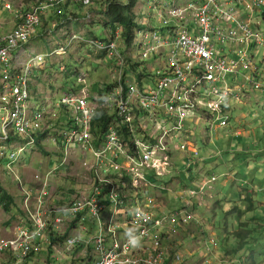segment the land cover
Instances as JSON below:
<instances>
[{"label":"built area","instance_id":"obj_1","mask_svg":"<svg viewBox=\"0 0 264 264\" xmlns=\"http://www.w3.org/2000/svg\"><path fill=\"white\" fill-rule=\"evenodd\" d=\"M94 1L36 0L18 5L15 0H0L3 8L16 9L15 27L0 37V169L5 167L15 175L24 213L13 236L0 233L2 264L4 254L9 256L7 264H26L43 245H51V233L56 238L72 220L82 223L86 218L92 223L89 238L69 237L65 243L68 250L84 249L85 257L76 258L80 264H183L181 255L170 253V241L196 217L189 205L171 213L158 204L153 206L152 194L168 190L155 181L169 175L177 162L191 168L197 161L199 152L194 139L188 137V123L203 122L208 131L216 124H229L224 109L229 98L240 101V90H233L226 79L238 82L240 73H249L252 89H263L256 58L260 49L264 52V32L257 27L261 22L254 26L252 16L259 13L264 23V0H196L172 8L169 19L162 18V27H170L165 32L137 31L136 37L143 40L139 43L143 60L155 55L159 62L165 53L168 56L167 64L157 63L154 88L134 78L147 65L136 57L132 63L136 69H131L122 53L120 29L114 34L108 29L107 41L75 33L58 35L65 22L79 21L72 15L64 20L63 5ZM51 10L56 11L58 21L44 27ZM91 19L88 14L86 24ZM40 39L52 42L49 52L26 49ZM75 44L103 55L112 66L111 80L95 90L86 74L79 75L80 90L67 92L57 103L64 114L50 116L36 105L31 77L45 68L48 59L65 55ZM100 108L107 109L112 119L96 139L94 118ZM45 139L60 150L61 162L43 175H34L33 183L24 182L16 174V164L28 146L47 144ZM16 141L26 144L12 150L3 163L5 152ZM176 151L186 155L178 159ZM76 153H81L82 167L88 170L79 174L85 188H69L61 197L50 198L52 178L59 168L79 165L72 161ZM66 174L78 180L70 173L59 175ZM183 194L192 197L196 192ZM79 228L85 231L83 224Z\"/></svg>","mask_w":264,"mask_h":264},{"label":"rangeland","instance_id":"obj_2","mask_svg":"<svg viewBox=\"0 0 264 264\" xmlns=\"http://www.w3.org/2000/svg\"><path fill=\"white\" fill-rule=\"evenodd\" d=\"M106 1L107 0H95L91 5L70 4L68 8H63L62 16L68 15L72 12L77 14L79 19L84 20L91 11L90 14L92 19L89 24H83L82 22L84 21H78L77 23L74 21L71 23L72 29H62L60 33L58 32V35L62 36V34L75 33L82 34L91 39L105 40L107 36L105 28L106 16L103 11L107 7ZM117 1L123 2L125 0ZM193 1L194 0H136V6L133 10L136 16L135 20H137V23L144 26V29L142 28V30L150 31L153 28L162 32V18L169 19V11L172 8L185 7ZM22 2H25V0H15V3L18 5ZM15 10L14 7V10L9 11L6 8H3L0 3V37H3L13 29ZM189 13L191 15V10H189ZM46 18L50 25L58 21L56 13L53 14L51 11H47ZM252 20L254 21V26L258 21L261 22L260 26L259 23L257 24V27L264 32V23L260 20L258 13H255L252 16ZM47 26V24H44V27ZM191 26L196 30L195 24L191 23ZM140 41L141 43L143 42L142 37L137 35L134 46L129 51L125 50L121 43L122 51H126L128 56L131 57V69L132 61L134 58L137 59L136 57H139V62H146L147 67H141L140 71L134 73V78L138 84L151 85L154 88L155 79H158L157 75L160 66H158L157 63L161 62L167 64L168 56L167 53L164 52L165 54L160 58L159 62H157V57L155 55H152L148 60H143L140 57L142 53L139 47ZM51 47H53L51 41L47 43L46 40L40 39L35 43L28 45L26 49L28 51L35 50L33 52L39 54H45L50 51ZM258 53L256 67L261 73L260 78L262 79L261 82L264 87V61L260 60L264 58V52L260 49ZM104 59L103 55H99L87 46H81L80 44H75L65 55H58L48 59L46 61V67L43 68V70H36V74L31 77L36 81V84L33 86V91L36 93L37 104L33 103L40 106L50 116H62L64 112L60 110L61 108L59 106H57L61 97L72 90H80L82 85L77 84V78L79 75L86 74L87 78H95L93 75L95 73L97 74L100 65L105 64L103 62ZM106 60L109 61L108 59ZM109 68L110 67H108V69ZM104 72L108 73L107 70H104ZM100 73L103 72L100 71ZM139 73H144L145 75L142 79L140 77L141 81H139ZM242 75V73L239 74L237 78L238 82H230V79H226V83L229 84L233 90H240V94L238 93L240 96V104L237 106L236 104L230 105V112L236 107L238 109L233 111L235 118H230L229 126L225 128L215 126L213 130L207 133L203 125L204 123L199 122L198 125L204 130L201 131V137L206 140L207 135L209 142L203 143L202 140L197 139L200 137L199 133H197L194 138L191 137V139H194L195 142H197L196 144H198L197 150L199 152V159L205 155L215 157L208 162L205 160L201 161L205 162L206 165L209 164L210 167L197 169L196 166L194 170L197 176L195 179L189 181L192 172H182L179 168V166H182L180 162H177L174 164L175 168L173 167V171L169 175L157 178V181H160L167 186V195L160 197L158 192H154L151 196L155 202V205L153 206H156L157 204L163 206L164 199L169 198L168 202H172V204L167 207L169 210L163 211L171 213L174 211L175 207L182 205L180 201H178L179 196H181L178 193L181 192V190H184V187H194L195 191H199L201 188V190L197 192L198 198H195L194 202L196 200L199 201L193 204V212L196 220L191 222L188 226H185V228L182 229L181 234L178 235V238L170 241V253L172 255H181L183 264H236V261L240 263L241 260H244L243 256H246V248L241 252L239 251L232 258L231 256L225 255L226 253L224 254V243L226 242L224 239L227 233L232 234L239 228V215L232 210L235 206H239L241 209L247 208V203L241 201V199L246 196V188L253 192L256 207L259 208L257 211L260 210L261 212V209L263 210L260 204L264 203V189L262 188L264 187V93L253 90L251 87L253 80L247 79ZM111 76L112 73L109 72L107 79L104 80V82H110ZM242 84L245 90H243V88L240 89V85ZM258 100L259 104L256 105ZM254 122L258 124L254 125ZM227 130H230V132L227 133L228 135H225L224 131ZM245 130L248 134L249 132L251 135L253 134V136H250L251 138L248 137ZM251 141L253 144L256 143L258 150L263 152L259 160V162L262 161L260 162V175L256 177L253 176L255 174L253 164H250L253 163L254 158L246 153L247 150L242 151L243 144ZM43 142H47V144H44L46 145V148L43 146L39 147L38 145L28 146L27 150L21 155L20 161L16 164V174L18 176L20 175L22 178L24 177L22 179L24 182L33 183L34 175H43L47 172L45 168L56 166V163L61 162L59 154L56 153L60 152V150L51 145L49 139H45ZM14 144H16V148H12ZM25 144V141L12 142V147L5 152V156L1 159L2 162L5 163L9 160V154L12 150H16ZM223 145H225L224 148L229 149L230 152H222L224 155L218 156V151L221 150L220 148ZM234 145L239 148V152L236 151L237 147H234ZM185 153H187V151H185ZM256 154H258V152H256ZM174 155L176 158L181 159L186 154L176 151ZM81 156V153H76L72 156V161H76L79 164L72 166L74 168L71 167V164L70 166L65 165L59 168L57 171L58 175H56L54 179L52 178L50 198L52 196L56 197V195L60 196L62 191H66L69 188L76 190H83L85 188L84 185L80 184L82 183V178L79 174L82 175L88 173V170L82 167ZM222 156H232L234 158L232 162L219 164L218 161H220ZM46 157L50 158L46 159ZM88 169L91 170L90 168ZM60 171L62 173H70L71 175L76 176L78 180H73L67 174L61 176L59 175L61 174ZM67 176L71 179H66ZM213 178L216 179L212 181ZM168 182H177L178 187L173 188L172 183L167 185ZM194 182L196 186L194 185ZM0 185L7 191V193L14 197L15 204L18 207L9 213L0 205V230L7 234L6 238H10L13 236L17 222L23 217V213L20 209L21 188L19 187L18 181L15 179V175L8 172L5 167L4 169H0ZM31 185L32 184H27L25 187H30ZM259 185L262 187L260 188ZM151 190L153 189L150 188V191ZM72 192L75 193L74 190ZM186 196L189 198L191 197L187 194ZM177 197L178 199L176 200ZM195 205H197V208H195ZM262 206H264V204H262ZM245 211L246 209L244 212ZM262 223L264 224V222ZM82 224L85 231L79 228L77 231H73L68 235L70 237L77 236L84 240L88 239L89 235L87 232L92 227V223L86 218L83 220ZM71 228L72 226L68 227V229ZM63 233L61 235H63ZM94 233L95 229H92L91 234ZM231 234L226 243L227 245L236 246ZM59 249H61V247H57L51 252L49 249H43L41 252L34 253L30 261L33 263L36 262L37 264H80L79 262L74 261V257H72L74 254L72 256L66 255L58 262L56 258L58 257ZM77 251H79V249H74V253ZM79 254L84 256L82 253ZM88 254L90 255L91 252ZM255 255L260 260L258 264H264V233L260 235V245L255 250ZM1 260L3 263L7 264L9 256L7 254L1 255Z\"/></svg>","mask_w":264,"mask_h":264},{"label":"trees","instance_id":"obj_3","mask_svg":"<svg viewBox=\"0 0 264 264\" xmlns=\"http://www.w3.org/2000/svg\"><path fill=\"white\" fill-rule=\"evenodd\" d=\"M36 0H25V3H29V2H35ZM39 2H44L45 0H38ZM196 1V0H194ZM200 1H204V0H200ZM70 4H66L63 5L62 8H68ZM106 9L103 11L104 15L106 16V21H105V28L106 31H108V29L113 30V34L117 31V29L121 30V43L124 46L125 50L129 51L133 48L134 43H135V39H136V33L139 30H142V28L144 29L143 25H140L139 23H137V20H135L136 16L133 12L135 6H136V0H125L123 2H119L117 0H107L106 1ZM67 15L63 16L62 18L65 20L67 19ZM141 28V29H140ZM162 30L165 32L166 30H168L170 27L166 26L165 28L162 27ZM151 30H156V29H151ZM107 41V39H105ZM103 40V41H105ZM122 53L124 55H126V60L128 61V63H131V57L128 56V53H126V51H122ZM264 61V60H263ZM133 63V61H132ZM137 66V64L135 65ZM135 66H132L133 69H136ZM142 79V75H139V81H141ZM257 91H263L264 89L261 90H257ZM107 109L105 108H100L94 118V135L96 139H99L101 134L105 131L106 126L109 124L110 120L112 119L108 114ZM224 155L222 153L218 154V156ZM262 155V154H261ZM260 155V156H261ZM260 156H258V160H260ZM215 157H210V159H213ZM200 159L198 158L197 161L192 165L191 168H188L186 166H184L181 171L182 172H191L193 166L196 167L197 164H199L201 161H199ZM262 162V161H260ZM259 162V165H261ZM70 178V177H69ZM68 177L66 179H69ZM72 178V177H71ZM195 179V178H193ZM191 181V180H190ZM173 185V188L178 187L177 182H168V184ZM156 185H160L162 184L160 181H155ZM164 184V183H163ZM162 184V185H163ZM194 185L195 182H194ZM260 186V185H259ZM262 186H260L261 188ZM193 188V189H191ZM263 188V187H262ZM194 187H189V188H185L184 190H181V192H179L178 194H180L181 196H179V200H181L183 203H187V205H189V209L193 212V202L195 200V198H197V192H199L198 190H194ZM189 190H194L196 192L195 196L192 197H188L186 195L183 194V191H189ZM167 191L168 190H161L160 193V197H164L167 195ZM245 193L246 196L245 198H242L241 201L246 202L247 204V208L246 211L244 212L245 209H241L239 206H235L234 209L232 210L234 213L239 215V228L237 231L233 232L231 235L234 238V242L236 244V246H232V245H227L226 242H228V238L230 237V234L227 233L226 237H225V250H224V254L234 257L239 251L241 252L244 248H246V256L244 258V260H241V262L239 263L238 261H236V264H258L259 263V259L257 258V256L255 255V250L257 249V247L260 245V235L262 233H264V224L262 222H264V206H262L261 203L260 206L261 208H263V210L261 209L257 211L256 207V203H255V198L253 196V192L250 191L248 188L245 189ZM153 195V194H152ZM193 199V200H189V199ZM181 202V204H182ZM197 202V201H195ZM0 205L4 208V210L6 212H12V210L14 209V207H16L17 205L15 204V200L14 197L12 195H10L9 193H7V191L0 185ZM195 208H197V205H195ZM194 222V221H191ZM190 222V223H191ZM189 223V224H190ZM188 226V225H186ZM185 228V226H184ZM182 229L180 230L179 235L181 234ZM65 236V235H64ZM64 236H59L58 239L56 240L57 243H62V239L64 238ZM178 238V236H177ZM239 260V259H238ZM262 262V261H261ZM260 262V263H261Z\"/></svg>","mask_w":264,"mask_h":264},{"label":"crops","instance_id":"obj_4","mask_svg":"<svg viewBox=\"0 0 264 264\" xmlns=\"http://www.w3.org/2000/svg\"><path fill=\"white\" fill-rule=\"evenodd\" d=\"M94 3V2H93ZM62 10V13H63V8L61 9ZM51 13H56V11L55 10H51ZM90 13H91V11H90ZM90 13H88V14H90ZM259 14V13H258ZM69 15H72L74 18H78V15L77 14H75V13H72V12H70L67 16H69ZM62 16V15H61ZM63 17V16H62ZM86 18V17H85ZM79 19V18H78ZM79 21L81 22V21H84V22H82L83 24L84 23H87L86 21H85V19L83 20V19H79ZM49 21H48V19L46 18V16H45V18H44V24H50V23H48ZM71 23H73V22H65L64 23V25H63V27H61V29H64V30H66V29H72V25H71ZM77 23V22H76ZM91 23V22H90ZM83 24H82V26H83ZM14 27H15V22H14ZM13 27V28H14ZM106 34H107V32H106ZM107 37V36H106ZM121 44V43H120ZM258 57V56H257ZM260 60H264V59H260ZM103 62L106 64H103V65H100L99 66V70L97 71V74L95 73L93 76H95V78L94 77H92V78H89V81H90V85L92 86V88H94L95 90H98V88H99V86H101V84L102 83H104V80H106L107 79V75L109 74V72L110 73H112L111 72V69L110 68H112V66H111V64L109 63H107V62H105L104 60H103ZM45 67H46V65H45ZM108 67H110L109 69H108ZM104 70H107L108 71V73L107 72H104ZM100 71L101 72H103V73H100ZM36 73H34V75H35ZM246 75H244V77H246V78H249V76H250V74L249 73H245ZM243 76V75H242ZM230 79V82L231 81H233V79L234 78H229ZM31 84H32V86H34V84H36V81L32 78V80H31ZM244 84V83H243ZM243 84L240 86V89H242L243 88ZM245 87V86H244ZM33 89H34V87H33ZM263 89H264V87H263ZM243 90H245L244 88H243ZM261 93H264L263 91H261ZM36 94V93H35ZM257 98H259V97H257ZM256 98V99H257ZM233 104H236V106L237 105H239L240 104V101H236L235 99H233V98H229L228 99V101H227V103H226V106H225V109H224V113L226 114V116L228 117V120L230 121V118L232 117V118H235V116H234V114H233V111L235 110H237L238 108L236 107L234 110H231V112L229 111V109H230V105H233ZM257 104H259V100H258V102L256 103V105ZM239 118H240V116H239ZM242 121H243V119L242 118H240ZM198 123L199 122H197V123H195V124H190V123H188L187 124V127H188V129H189V133H187L188 134V137H193L194 138V136L197 134V133H199L200 134V137L199 138H197V139H200V140H202V142L203 143H208L209 142V138H208V136L206 135V140L204 139V138H202L201 137V131H204L199 125H198ZM241 123V122H240ZM256 124H258V123H255L254 122V125H256ZM204 125V127H205V129H206V132L208 133L209 131L207 130V128H206V125L205 124H203ZM216 126L217 127H220V126H218L217 124H216ZM229 126V124L226 126V127H228ZM221 128H225V127H221ZM221 128H219V129H221ZM248 131V130H247ZM228 132H230V130L228 131H224V133H225V135H228L227 133ZM245 132H246V130H245ZM247 133V134H246ZM246 133H244V134H246L248 137H252L253 136V134L251 135L250 134V132H249V134H248V132H246ZM242 135V134H241ZM256 135V134H255ZM250 137V138H251ZM195 141V140H194ZM197 143V142H196ZM251 145H250V144ZM41 146H43V147H45L46 148V145H44V144H42V145H40L39 147H41ZM225 147V145H223V146H221V150H219L218 151V154H220V153H222V152H230V150L229 149H227V148H224ZM231 147V146H230ZM234 147H237L236 145H234ZM197 148H198V144H197ZM231 148H233V147H231ZM48 150H50V149H48ZM246 151V153H248V154H250V157H253L254 158V160H253V163H250V164H253V168L255 169V171H254V175L253 176H258V175H260V169H261V167H260V165H259V160H258V156H260L263 152L261 151V150H258V147H257V144L255 143V144H253V142L251 141V142H248V143H244L243 144V147H242V151ZM51 151V150H50ZM236 151H238L239 152V148L237 147V150ZM241 151V150H240ZM241 151V152H242ZM256 152H258V154H256ZM56 153H58V152H56ZM55 153V154H56ZM59 154V153H58ZM59 156L61 157V155L59 154ZM51 157V156H50ZM50 157H46V159H48V158H50ZM54 157V156H53ZM59 157V158H60ZM210 157L211 156H208V155H205V156H203V157H201V159L199 160V161H202V160H205L206 162H208L209 160H211L210 159ZM233 158L234 157H232V156H228V157H224V156H222L221 158H220V161H218L219 162V164H221V163H227V162H232L233 161ZM249 158V157H248ZM247 160V159H246ZM181 164V166L182 167H180L179 166V168L180 169H182L186 164L185 163H180ZM56 166H57V163H56ZM56 166H53V167H47V168H45V170L46 171H50V170H52L54 167H56ZM197 167V169H201V168H206V167H210L209 166V164L208 165H206L205 164V162H200L199 164H197L196 165ZM263 167V166H262ZM23 169H24V167H23ZM195 167L193 166V168H192V173H191V175H190V179H189V181L190 180H192L193 178H196V172H195ZM44 170V169H43ZM42 171V170H41ZM198 171V170H197ZM61 172V171H60ZM62 173V172H61ZM24 178V177H23ZM196 186V185H195ZM198 187V186H197ZM260 187V186H259ZM263 189H264V187H263ZM200 190H201V188H200ZM199 190V191H200ZM159 194V196H160V193H158ZM56 197L57 198H59V197H61V196H57L56 195ZM198 198V197H197ZM178 199V197L176 198V200ZM168 200H169V198L168 199H164V205L163 206H159L160 207V209L161 210H169L167 207L170 205V204H172V202H168ZM191 200H192V198H191ZM178 201H180V203L182 202L181 200H178ZM196 201H199V200H196ZM193 203H195V202H193ZM187 205V203H183L182 202V205H180V206H178V207H175V209H174V211L175 210H178V209H180L181 207H183V205ZM18 207L16 206V207H14V209H17ZM21 209V208H20ZM22 211V210H21ZM22 213H23V211H22ZM23 216H24V213H23ZM23 218V217H22ZM83 223V222H82ZM81 222H78L77 221V219H74V220H72L71 222H70V226H72V228L71 229H66L65 231H64V234L63 235H59L60 237L61 236H64V238L62 239V243H57L56 242V240L58 239V237L59 236H56V238H53V234L51 233V240H52V243H51V245H43L42 247H41V249H40V251L39 252H41L43 249H49V251L51 252V251H53L54 249H56L57 247H61V249H59V251H58V257L56 258V260L59 262L61 259H63L66 255H73L72 257H74V261L76 262L77 260H76V258H78L79 256H81V254H79V253H82V252H84V249H81L80 247H75L74 249H79V251H77L76 253H74V249H71V250H68L67 248H66V239L67 238H69L70 236L68 235L69 233H72L73 231L75 232V231H77L78 229H79V225L80 224H82ZM1 226V225H0ZM0 233H1V235H3V236H5L6 237V233L5 232H3L2 230H0ZM67 233V234H66ZM84 256H82V257H85V254H83ZM30 259H31V257L26 261V264H37L36 262L35 263H33L32 261H30ZM74 261H73V263H74ZM0 264H2L1 262H0Z\"/></svg>","mask_w":264,"mask_h":264},{"label":"bare ground","instance_id":"obj_5","mask_svg":"<svg viewBox=\"0 0 264 264\" xmlns=\"http://www.w3.org/2000/svg\"><path fill=\"white\" fill-rule=\"evenodd\" d=\"M175 154V153H174ZM175 168V167H174Z\"/></svg>","mask_w":264,"mask_h":264}]
</instances>
